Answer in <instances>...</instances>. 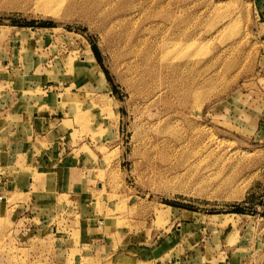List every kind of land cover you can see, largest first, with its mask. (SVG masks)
Instances as JSON below:
<instances>
[{"label":"rangeland","instance_id":"obj_1","mask_svg":"<svg viewBox=\"0 0 264 264\" xmlns=\"http://www.w3.org/2000/svg\"><path fill=\"white\" fill-rule=\"evenodd\" d=\"M116 1L0 0V99L77 170L0 191V264H264V0Z\"/></svg>","mask_w":264,"mask_h":264},{"label":"crops","instance_id":"obj_2","mask_svg":"<svg viewBox=\"0 0 264 264\" xmlns=\"http://www.w3.org/2000/svg\"><path fill=\"white\" fill-rule=\"evenodd\" d=\"M94 60L95 56L89 60L91 65ZM18 101L19 98L7 107L6 100L0 99V169L4 170L0 173V191L6 192L12 186L34 187L43 194L45 187L54 185L56 189L68 191L74 186L72 182L77 177V170L68 163L72 152H67L66 147L70 148L71 142L62 141L66 132L63 122L54 124L51 116L38 111H34L32 117L18 108ZM20 157H33L36 170L44 173L39 172L35 177L13 174L12 168L17 166Z\"/></svg>","mask_w":264,"mask_h":264},{"label":"bare ground","instance_id":"obj_3","mask_svg":"<svg viewBox=\"0 0 264 264\" xmlns=\"http://www.w3.org/2000/svg\"><path fill=\"white\" fill-rule=\"evenodd\" d=\"M108 2V1H107ZM116 2H118V0L116 1ZM146 2V1H145ZM113 3V2H112ZM132 3V2H131ZM141 3V2H140ZM153 3V2H152ZM163 6V5H162ZM132 7V6H131ZM147 9V8H146ZM131 11V10H130ZM137 15V14H136ZM130 16V15H129ZM137 17V16H136ZM125 19V18H124ZM123 19V20H124ZM126 20V19H125ZM121 21V20H120ZM128 21V20H127ZM133 21V20H132ZM115 22V21H114ZM112 26V25H111ZM114 29V28H113ZM113 29H111V30H113ZM123 29V28H122ZM117 30V29H116ZM119 30V29H118ZM131 33H132V31H131ZM130 34V33H129ZM125 36V35H124ZM127 38V37H126ZM125 39V38H124ZM123 39V40H124ZM128 39V38H127ZM171 41V40H170ZM127 43V42H126ZM118 46H119V44H118ZM121 57V56H120ZM137 57V56H136ZM182 61V60H181ZM147 64V63H146ZM174 64V63H173ZM187 64V63H186ZM126 65V64H125ZM162 66V65H161ZM167 66V65H166ZM169 66V65H168ZM131 67V66H130ZM154 70V69H153ZM131 71V70H130ZM142 71V70H141ZM178 74V73H177ZM182 74V73H181ZM158 77V76H157ZM160 78V77H159ZM187 79V78H186ZM133 80V79H132ZM136 81H137V79H136ZM135 81V82H136ZM140 83V82H139ZM178 84V83H177ZM138 88V87H137ZM158 88V87H157ZM171 90V89H170ZM161 95V94H160ZM171 95V94H170ZM193 98V97H192ZM179 104V103H178ZM162 118V117H161ZM160 122V121H159ZM161 123V122H160ZM172 123V122H171ZM178 123V122H177ZM167 124V123H166ZM154 125V124H153ZM168 126H169V124H168ZM154 129V128H153ZM156 129V128H155ZM170 129V128H169ZM171 130V129H170ZM174 131V130H173ZM177 131V130H176ZM199 131V130H198ZM164 132V131H163ZM172 134H173V132H172ZM175 136V135H174ZM179 137V136H178ZM197 137V136H196ZM174 138V137H173ZM150 139V138H149ZM148 143V142H147ZM147 146V145H146ZM155 146H156V144H155ZM154 146V147H155ZM158 146V145H157ZM166 148V147H165ZM164 148V149H165ZM163 149V148H162ZM162 151H164V150H162ZM161 153V152H160ZM163 154H165V153H163ZM168 154V153H167ZM160 155V154H159ZM171 156V155H170ZM160 158V157H159ZM169 161V160H168ZM171 161V160H170ZM166 162V161H165ZM166 164V163H165ZM155 176V175H154ZM170 180V179H169Z\"/></svg>","mask_w":264,"mask_h":264}]
</instances>
